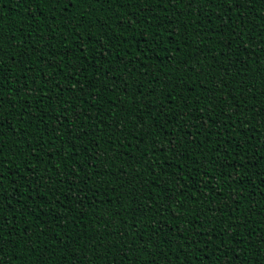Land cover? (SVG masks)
Returning a JSON list of instances; mask_svg holds the SVG:
<instances>
[{
  "label": "trees",
  "instance_id": "16d2710c",
  "mask_svg": "<svg viewBox=\"0 0 264 264\" xmlns=\"http://www.w3.org/2000/svg\"><path fill=\"white\" fill-rule=\"evenodd\" d=\"M95 8L96 10L93 11L86 3H79L75 6H70L67 13V15L72 16V24H76L78 18L81 19L82 23V27L78 26L75 29L77 33L75 36L68 29H64V34L68 35V40L63 43L71 46V53L67 59L72 60L76 65V68L72 69L76 73V79H64V72H60L58 69L53 73L62 89H78L81 85L88 87L91 84L88 97L85 98V101L81 102L74 95L68 96L63 105L57 107L56 104L58 102H54L50 107H47L46 112L43 111L47 104L45 101L40 105L42 111L33 115L30 121H25L19 117L18 110L23 111L21 103L16 104V109H11L7 103L5 104L6 124L3 131L4 143L8 145L5 148V165L8 168L5 177V188L8 192H12L13 185L11 184V180L24 175L26 168L32 169V172L28 175L35 180L38 186L47 185L48 181L40 179V176L45 174L49 164L53 165L51 169L53 173L57 169H64L65 164H67L75 172H80L81 174L83 172H90L92 174L91 191L87 193V199L83 205L74 201L73 197L78 196V189L84 187V185L81 184L73 187L70 182L59 185L60 192H63V195L59 192H51L46 186L40 188V192L46 195L39 197L36 196L35 192H32L33 199L27 201V203H34L36 200H40L44 204L45 212L49 208H60L59 204L53 205L51 203L56 199H59L63 205L68 206V219L72 220L74 218V222L68 230L69 235H74L78 232L92 233V243L95 244L97 243L95 240L97 232L114 234L106 235L105 237V244L111 242L114 245L111 251L105 247H100L99 250L92 249L91 244L86 248H81L80 246L88 239L87 236H82L77 241V244L73 246V252L70 253L74 261L77 259L83 260L84 264H103V261H99L98 257L104 256L110 264L112 259H119L120 255L126 257V253L129 259L135 261L136 264H140L141 261L149 258L158 261V264H166L168 259L175 261L177 254L182 255V253L177 252L179 244H172L171 250L168 245L171 244L172 240L179 239L181 243H184L185 249L188 248L187 238H191L195 231L199 229V223L193 220V213L199 212L204 230H209V235L200 240L201 244L207 242L210 245L205 248V252L208 253L209 258L204 260L203 264H224L225 255H211L217 246L218 240H213L210 228L215 227L217 232L231 228L232 224L229 223V219L235 220L236 216H239V212L230 213L227 211L226 205L229 201L226 197L229 196L233 186L224 183L225 177L221 175V172L226 174L228 181H231L237 175L244 178L243 185L237 184L234 186L236 192L244 193V196L239 198L240 202L236 207L246 212V209L251 205L253 211L252 213L246 212V216L250 217L249 223L256 228L257 239H259V236L264 234V229L260 227L264 216L259 214L260 212H264V194H262V190H264V182H262L264 180V159L260 158L261 155H264V147L253 151L251 144H249L246 148L247 155L244 153L237 155L231 150L226 154L223 149L219 153L212 151L217 144L215 137H209L208 140H205V135L207 134L201 135L197 131V128L191 127L193 121H196L198 124H202L203 121H197L196 114L192 116L179 115L181 108H184L185 112H188L189 109L185 107L182 97L178 93L182 92L183 95H186L188 97V104L191 105L195 97L204 95L209 85L214 87L219 82V77L223 75L224 79L229 82L228 88H225V93L230 90L237 99L248 101L250 106L264 102V96L259 95V85L264 84V73L261 71L264 69V52L261 51L259 43L262 38L259 29L261 26H264V20L260 19L264 15V4L257 3L255 8L252 9L250 23L244 28L245 33H248L250 29L255 30V39L248 35H242L233 44L232 59L234 63L230 67H227V73H225L227 61L224 57L219 56L218 51L223 47L222 44L218 43V41L225 39L223 32L213 31V38L208 41L207 47H204L200 43L204 38L202 30L205 25H209V21L206 19L209 14L205 12L203 15H199V7L192 10L182 7L178 11L169 5L171 15L164 12L162 7L156 9V14L159 15L160 21L166 23L170 20L171 24H168V28L170 30L175 29L172 38L169 40L165 39L168 35L167 32L161 30L163 23L161 24V28H156L154 24L150 23L154 19L153 16L144 19L140 12H136L135 8L119 7L116 4L104 5L103 10L97 4ZM50 10L51 5H45L44 3L37 5L31 2V0H26V2H22V0H3V2H0V14L3 15L5 33H12L17 37V40L21 37L27 40L29 34H31L34 40L39 41L40 37L35 35L37 29L40 30L41 36L48 32H54L56 34V40L53 41L54 47L60 55H64L66 49L60 47L62 42L60 32L64 27L62 21L65 20V15L61 14L62 9L57 5L55 9L56 19L54 21L45 19V17L51 14ZM225 10L230 11L228 6H225ZM41 11L43 12L42 16L40 15ZM109 11L115 15L102 29L100 25L104 23V17ZM130 11L136 12L133 19L137 21V33L135 38H133L131 28L124 31L123 34L127 38L126 44L128 45L126 47L125 44L111 39L105 33L111 32L113 28L122 31L116 20L125 16ZM81 13L83 17H81ZM220 14L221 12H217L212 15L211 24L209 25L211 29H215L216 25L221 23L220 20L216 19V16ZM224 14L226 15V12ZM33 17L35 18L33 19ZM138 17L139 19H137ZM181 22L188 25V41L193 45L192 55L196 59H200L201 52L198 49H203V56L207 58L204 68L208 76H200L198 78L195 73L184 70L186 66L181 61L184 58L183 54L189 52V47L188 44L184 43L183 39L177 38V33L182 31L180 27ZM109 25L112 27H109ZM17 29H22V31L18 32ZM237 31H239V28H237ZM89 33L93 35L89 37ZM228 35L231 36V29L228 30ZM100 40L104 41V51L102 54L100 51ZM143 40H147L151 45L150 52L141 50ZM153 41L155 42L153 43ZM181 43H184V47L180 49V54H177L175 52V45ZM81 45L83 46L82 54L80 52ZM244 49H248V51L245 52ZM15 51H19V49ZM42 51L44 50L42 49ZM137 52L140 53L141 59L147 60L149 65L148 71L150 73H156L161 80L171 79V83L168 85L169 89H172L177 82L183 84L185 78L190 77L187 79V87L185 89L177 88L171 92V104L160 93L158 85L155 83L150 84L152 80L151 76L141 75L142 70L140 68H137L134 73L129 71L131 66L136 63L131 60V57L135 56ZM237 52L240 53L238 57L236 55ZM82 56L87 58H81ZM172 56H175L176 60L170 64L169 57ZM213 56H216L217 60H212ZM149 57L151 59H148ZM97 60L100 61L99 65H96ZM209 60H211L214 67H208L207 61ZM124 61H128V65L120 71V66ZM193 63L195 61L190 58L189 64ZM7 66L8 64L6 63L5 67ZM82 66L86 71L81 70ZM169 68L172 69L170 77L166 76ZM34 70L40 76V79L37 81V84L40 85L45 83V74L52 71L47 67L46 60L36 61ZM65 71H68V69H65ZM19 73L20 69L17 68V74L19 75ZM101 73H104V75H101ZM213 74H215L217 79L210 81L209 77ZM28 75L31 77L32 73ZM110 76H115L120 81V84L115 83L113 80L115 78L110 79ZM201 80L204 82V87L203 85L202 87L197 86ZM241 80H244L247 85L255 83L257 84V88L246 87L244 94L240 95L241 89L238 85ZM141 82L145 85L146 89L149 87L157 89L154 95L149 96L150 101H155V106L152 107L151 113L156 114L157 120H161V114L158 111L161 103L164 104L165 110L169 112V115L163 116L161 120V122L170 121L164 123L163 129L152 119L147 108H141L136 103L137 100L141 99L136 91V84ZM12 83H15V79H13ZM124 84L131 85L128 94H125L121 90V86ZM11 87L12 85L6 86V88ZM49 88H51V84H48L44 88V91H48ZM252 92H256L257 96H251ZM97 94H99V98H97L96 107L93 108L91 107L89 98ZM34 95L36 94L34 93ZM217 95H221V93L218 92ZM130 98L133 101L131 104L129 103ZM73 101H76L75 106L80 110H85V102L89 103L86 111L89 112L92 118L73 122V126L85 128L88 136L83 138L77 146L76 151H78L79 155H74L69 159L66 148L71 146V141L65 135L69 127L68 120L60 123L55 121L53 117L56 112H60L62 108L66 107L69 110V119H71L73 109L69 105ZM31 103L35 104V101H31ZM204 103V101H201V111H205L203 107ZM228 103H232L230 97ZM221 107H223V104L217 100L215 104L216 112H219ZM53 108L56 109V112H53ZM141 116H144L142 124L140 123ZM57 119L59 120V117ZM125 119L130 120L132 123L128 125L127 129L116 132V125ZM101 120L103 121L102 124ZM233 120H235V117H233ZM228 123L231 125L232 121H228ZM109 125H112V127H109ZM97 127L101 131H96ZM243 127L250 128L251 125L245 123ZM21 128L23 129L22 131H13V129ZM128 130L133 131V133L138 132L141 139L139 141L135 140L131 135L127 139H122ZM33 132H35V136L32 135ZM102 135L103 139H100ZM225 135L228 134L226 133ZM256 135L258 138L264 136V129L258 130ZM25 136L27 139H24ZM39 136H43L45 140L49 137L52 138L48 147L44 148V152H49L51 149L50 154L47 156H44L43 153L40 156H32L30 155V150L25 146L31 143L39 151L40 147L43 146L37 140ZM93 136L99 140V152L94 144L89 143ZM109 136L112 137L115 148L112 143L108 142ZM231 136L236 138L232 140V144H235L237 141L243 143V132L240 131L239 122L236 123V126L232 127ZM17 137H21L18 148L13 143L17 140ZM173 137L176 139L174 140ZM182 137L184 139H180ZM61 139L69 140V144L62 147L60 144ZM191 140H195L196 143H189ZM173 143L176 144V153H173L171 150L167 152L154 151L159 147H169ZM129 144H132L131 148L127 147ZM9 148L16 152L15 156L11 155ZM57 149L60 152H57ZM105 151L108 153L107 159L101 155ZM180 152H183V156L178 155ZM94 154L100 157L95 161L99 166L98 171L100 174H96L92 170L90 157ZM225 155H227L225 167L221 172H217L216 167ZM233 156L236 158L233 159ZM150 161L151 164L149 165ZM197 161H199V165H197ZM241 163L244 164L243 168L239 167ZM257 163L258 167L256 166ZM198 166L201 170L199 174L196 171ZM233 167L238 169V173L233 172ZM163 169H167L170 175H164ZM204 171H207V176L203 175ZM189 172H191V175L188 179L182 181L186 185V188L182 189L185 195L181 196L180 192L177 191L178 177H183ZM125 173H127V176ZM257 173H260V175ZM154 174L159 175V183L163 186L157 187ZM213 176H215L214 180L211 179ZM64 179L67 180V177ZM205 180H208L210 184L207 196L200 191ZM122 181L125 187H120ZM141 181L144 184L143 188H141ZM25 183L26 181L20 179L16 185L20 191L15 196L20 200L26 199V195L20 194L26 191L24 188ZM213 187L222 189L224 195L218 196L214 205H209V201L214 194L211 191ZM66 189L67 191H65ZM129 189L135 195H130ZM93 192H96V194L93 195ZM141 192L143 193L142 195L140 194ZM192 193H196L195 201L191 199ZM117 195L120 197L119 202L115 199ZM168 197L172 198V203H178L179 200H182L184 202V211H180L178 207L164 211L169 203ZM99 201H104V203H99ZM13 203H15V199ZM121 204L123 205L122 207L120 206ZM210 206L221 210L208 212L207 209ZM108 209H111V211H108ZM81 212L83 215H81ZM117 212H123V216L116 215ZM60 215L63 217L64 213L61 212ZM177 216L180 217L179 221L175 218ZM54 217L55 212L49 213V215H43L42 213L39 219L28 215L26 219L21 218L18 220L17 224L19 227L26 228V231L32 232L33 229L39 230L41 223H43L44 227L48 229V233L47 236L41 235L40 238L43 243L51 245L53 241L59 243L61 237L64 235L63 229L58 227V224L63 222V220L56 221ZM97 217H101L104 222L101 223L97 220ZM15 219L13 217V220ZM209 219L212 221L211 225L208 223ZM123 220H126L127 223L122 224ZM189 221H192V223H189ZM149 222H151V225L162 229L160 235L163 237V240L159 244H156L157 237L152 227L149 226L148 230L143 233L144 237H140L141 241L136 243L141 233V226L148 225ZM57 233H60V235H57ZM125 234L127 235V246L124 248V252L121 253L118 237ZM18 239L19 235H17ZM141 244L150 245L155 255L152 256L150 249L146 246H144V250H140ZM129 249H132V251H129ZM7 251L9 250L6 249L4 258L10 259ZM16 251L20 250L16 249ZM246 251L247 248L244 245L236 249V253L242 261H245V264H247L249 259L253 258L251 253L245 256ZM166 253L167 255H165ZM62 255L63 252L59 248L56 249V255L52 264H55L56 260L60 259ZM190 255L195 257V264H201L203 254L201 257H197L196 250H193ZM228 259H232V256L229 255ZM261 264H264V261H261Z\"/></svg>",
  "mask_w": 264,
  "mask_h": 264
},
{
  "label": "snow or ice",
  "instance_id": "6c2138e0",
  "mask_svg": "<svg viewBox=\"0 0 264 264\" xmlns=\"http://www.w3.org/2000/svg\"><path fill=\"white\" fill-rule=\"evenodd\" d=\"M3 2V0H0ZM22 2H26V0H22ZM31 2L36 3L39 5L40 3H44L45 5H51V14L45 19L54 21L56 19V6L59 5L62 9L61 14L65 15V20L62 21L63 28L60 32V39L61 44L60 47L62 49H66L64 55H60L58 50L54 47L53 41L56 40V34L54 32H48L41 36V32L39 29L36 30L35 35L40 37L39 41L34 40L32 35L29 34L28 39L24 40L21 37L17 40V37L12 33H5L4 26H3V15L0 14V264H52L53 259L56 255V249H60L63 252V255L60 259L56 260L55 264H84L83 260H75L73 256L70 254L73 252V246L77 244V241L81 239L82 236H87L88 239L80 246L81 248H86L90 244L92 249L99 250L100 247H105L107 250L111 251L114 245L111 242L105 244V237L106 235H114L113 233H100L97 232L95 234V240L97 243H92V233H85V232H78L74 235H69L68 230L71 224L74 222V218L72 220L68 219V212L67 207L62 204L59 199L52 201L53 205H60L59 209L56 208H49L47 212L44 211V204L40 202V200H36L34 203H27V201L32 200V192L36 193V196L43 197L46 195L45 193L40 192L41 187H48L51 192H59L63 195V192H60L59 185L63 183H71L73 187L77 185L83 184L84 187L78 189V196H74L73 200L77 201L81 205L86 202L87 193L91 191V180L92 174L90 172H75L71 168L65 164L64 169H57L55 173L51 171L53 165L49 164L48 168L45 171V174L40 176V179H46L48 181L47 185H37L35 180H33L29 173L32 172L31 168L25 169V174L22 176H18L15 179L11 180V184L13 185L12 192H8L5 188V177L8 171V168L5 165V148L8 145L4 143V126L6 124V112H5V104L7 103L11 109H16V104L21 103L23 111L18 110L19 117L25 121H30L31 117L35 115L37 112L42 111L40 105L43 104L45 101L47 102L46 107L43 111H47V107H50L54 102H58L56 104L57 107L63 105L68 96H77L81 102L85 101V98L88 97L89 88H91V84L88 87H84L81 85L78 89H66L61 88L58 81H56V77L53 73L58 69L60 72H64V79L68 80H75L76 73L72 71V69L76 68L74 62L70 59H67L68 55L71 53V46L67 45L63 42L68 40V35L64 34V29H68L73 36L77 35L75 29L79 26L82 27L81 19L78 18L76 24H72V16L67 15L70 6H75L79 3H86L93 11L96 10L95 5H100L101 10H103L104 5H113L116 4L119 7H127L129 9L135 8L136 12H140L144 19H148L149 16H153L154 19L150 21V23L154 24L156 28H161V24L163 23V27L161 28L162 31L167 32V36L165 37L166 40L172 38L173 32L175 29H169L168 24H171V21H167L166 23L160 21V17L156 14V9L162 7L163 11L171 15L169 5L175 8L176 10H180L182 7H186L189 10L197 9L199 7V15H203L207 12L209 15L206 17L209 21V25L211 24L212 15L217 12H221L219 16H216L217 20H220L221 23L216 25L215 29H211L209 25H205L204 29L202 30L204 33V38L200 41L204 47L208 46V41H210L212 37V32H223L225 39L218 41V43L222 44L223 47L220 48L219 56H222L227 61V65L225 66V73H227V67H230L234 60L233 57V44L236 43L242 35L251 36L255 39V30L250 29L248 33L244 32V28L250 23L252 18L251 12L252 9L255 8L257 3L264 4V0H31ZM225 6H228L230 11L225 10ZM224 10V11H221ZM136 12H127L125 16L120 17L116 20V23L119 25V28L122 31H118L117 29L113 28L111 32H106L105 35L109 36L113 40L120 41L121 44H126L127 38L124 36V31H127L129 28L132 29V36L135 38L137 33L136 24L137 21L133 19L136 15ZM226 12V15L224 14ZM182 14V13H181ZM40 15H43L41 11ZM115 14L111 11L104 17V23L100 25L103 29L108 21L113 19ZM81 17L83 14L81 13ZM35 17H33L34 19ZM99 19V18H97ZM139 19V17L137 18ZM261 20H264V15L260 17ZM40 23V21H38ZM51 27V25H49ZM109 27H112L109 25ZM182 31L177 33L178 39H183L184 43L188 44L189 52L183 54V59L181 63H183L186 72L195 73V75L199 78L200 76H208L207 71L204 68L206 57L203 56V49H198L201 52V58L196 59L192 55L193 45L188 41V25L181 22L180 25ZM239 28V31H237ZM231 29V36L228 35V30ZM18 32L22 31V29H17ZM147 31V29H145ZM261 40L259 41L261 45V51L264 52V26H261L260 29ZM155 34V33H154ZM93 35L89 33V37ZM83 39V37H81ZM155 41H153L154 43ZM101 45V54L104 51V41H99ZM175 43V41H173ZM184 43L176 44L175 45V52L180 54V49L184 47ZM119 47V45H117ZM19 49V51H15ZM42 49L44 51H42ZM141 50L151 51V45L147 40H143L141 43ZM245 52L248 49H244ZM81 54L83 53V46L81 45L80 48ZM166 54V53H165ZM110 55V53H109ZM237 57L240 55L239 52L236 53ZM86 59L87 57H81ZM193 59L195 63L189 64V59ZM148 59H151L149 57ZM47 61V67H49L52 71L46 73V80L43 85L37 84V81L40 79V76L34 70V64L36 61ZM131 60L136 62L134 63L131 68L129 69L130 72H135L137 68H140L141 75L144 76H151L152 80L150 84L155 83L159 87L160 93L164 96V98L168 101L169 104L172 103L171 100V92L175 91L177 88L185 89L187 87V79L190 77H186L184 83L177 82L172 89L168 88V85L171 83V79H163L161 80L156 73H150L148 71L149 65L146 59H141L140 53L137 52L135 56L131 57ZM176 60L175 56L169 57V63L171 64L173 61ZM212 60H217L216 56L212 57ZM59 61V63H57ZM242 62V61H241ZM8 64L5 67V64ZM208 67H214L211 60L207 61ZM100 61H96V65H99ZM128 65V61H124L120 66V71L123 70V67ZM199 65V67H197ZM17 68L20 69L19 75L17 74ZM68 69V71H65ZM81 70L86 71V69L81 67ZM99 70V69H97ZM179 70V69H177ZM111 71V70H110ZM172 69L169 68L168 73L166 76H171ZM264 73V69L261 70ZM29 73H32L31 77H29ZM104 75V73H101ZM110 79L115 78V76H110ZM15 79V83L13 84L12 81ZM217 77L215 74L209 77V80H216ZM115 83L120 84V81L116 78L113 79ZM55 81V82H54ZM106 82V81H105ZM51 84V88L48 91H44V88ZM7 85H12L11 88H6ZM204 87V82L201 80L198 87ZM229 82L224 79V76L221 75L219 77V82L215 84L214 87L209 85L206 89L205 94L195 97L193 103L191 105L188 104V97L183 95L182 92L178 93L182 97L183 103L185 107L189 110L188 112L184 111V108L180 109L179 115L181 116H192L196 114L197 121L202 120V124H198L196 121H193L191 127L197 128V131L201 135H205V140H208L209 137H215L217 140V144L214 146L212 151L219 153L221 149L227 154L229 150L239 155L240 153H244L247 155L246 148L251 144L253 151L260 147H264V136L257 137L256 133L260 129H264V102H260L256 105H249L248 101L237 99L235 95L229 90L225 93V88H228ZM131 85L124 84L121 86V90L128 94L129 88ZM238 87L241 89L240 95L244 94V89L246 87L257 88V84L253 83L251 85H247L244 80H241ZM260 92L259 95L264 96V84L259 85ZM155 87H149L148 89L145 88V85L141 83L136 84V91L141 97L140 100H137L136 103L141 106V108H147L149 113L152 116V119L159 124L160 128L163 129L164 123H168L170 121L161 122L163 116L169 115V112L165 110V106L163 103L159 105L158 111L161 114V120H157L156 114L151 113V109L155 106V101H150L149 96L154 95L156 92ZM221 93V95H217V93ZM34 93L36 95H34ZM51 93V94H50ZM11 94V95H10ZM251 96H257L256 92H252ZM229 97L232 100V103H228ZM97 98H99V94L96 96L90 97V104L91 107H96ZM215 98V99H213ZM35 101V104L31 103V101ZM219 101L223 104V107L220 108L219 112H216L215 104L216 101ZM201 101H204L203 107L205 111H201ZM133 101L130 98L129 103L131 104ZM76 101H73L69 107H72V114L71 119H69V110L68 108H62L60 112H56V109L53 108V112H56L53 119L57 122L62 123L64 120H68L69 127L65 135L69 137L71 141V146L67 147L66 150L68 152V158L71 159L74 155H79L78 151H76L78 144L83 138L88 136V132L85 128L81 126H73L74 121H79L81 119H90L92 118L87 112V108L89 107V103H84V109L80 110L76 106ZM31 109V111H29ZM99 111V109H97ZM91 114V113H90ZM59 117V120L57 119ZM235 117V120H233ZM250 117V118H249ZM144 120V116L140 117V123L142 124ZM228 121H232L230 125ZM239 122L240 131L243 132V143L237 141L235 144H232V140L236 139L234 136H231V129L232 127L236 126V123ZM103 121L101 120V124ZM132 122L130 120H123L120 124L116 125L115 130L116 132H121L128 128V125ZM247 123L250 124V128H244L243 125ZM91 127V125H89ZM112 127V125H109ZM23 129H13V131L19 132ZM96 131H101L99 127L95 129ZM79 133V135H77ZM228 135H225V134ZM35 136V132L32 133ZM131 135L133 139L140 140V134L133 133V131L128 130L122 139H127V137ZM21 137H17V140L14 141L15 147H19V140ZM24 139H27L25 136ZM103 139V135L100 137ZM175 140L176 138L173 137ZM180 139H184L183 137ZM38 142L42 143V147H40L39 151H37L31 143L26 144L25 146L30 150V155L32 156H40L41 153L44 156L50 154L51 149L49 152H44V148H47L48 145L51 143L52 138L49 137L47 140L44 139L43 136L37 137ZM69 140H60V144L62 147L67 146L69 144ZM109 143L113 144L115 148V143L112 140V137L109 136ZM89 143L94 144L97 151L99 152L100 143L99 140L93 136ZM189 143H196L195 140L189 141ZM227 145V146H225ZM138 146V145H137ZM128 148L132 147V144L127 145ZM171 150L173 153L177 152L176 144L173 143L169 147H159L156 148L154 151L160 152H167ZM9 152L12 156L16 155V152L9 148ZM57 152H60L57 149ZM62 155V154H61ZM103 158H108V153L105 151L101 154ZM179 156H183V152L178 153ZM100 157L97 155H93L90 157V162H92V170L96 172V174H100L98 169L99 166L95 163L97 159ZM118 158V154H117ZM236 157L233 156V159ZM261 159H264V155H261ZM63 159V156H62ZM142 159V156H141ZM225 161H227V155L223 158V160L218 164L216 167L217 172H221V170L225 167ZM139 162V161H137ZM199 165V161L196 162ZM151 161L149 162V165ZM171 166V165H170ZM211 166V165H209ZM259 166L258 163L256 165ZM22 167V166H18ZM240 168L244 167V164L241 163L239 166ZM233 172L238 173V169L233 167ZM197 173H200L199 166L196 168ZM71 173V174H70ZM164 175H170L167 169H163ZM260 175V173H257ZM127 176V173H125ZM191 175V172L187 173L183 177H178V187L177 191L180 192V195H185L182 189L186 188V185L182 183L183 180L188 179ZM204 176H207V171H204ZM221 175L225 177L224 183L231 184L233 187L229 193V196L226 197L229 203L226 205L227 211L230 213H237L239 212V216H236L235 220L229 219V223L232 224L231 228H227L226 230H221L217 232L215 227L210 228V232L213 236V240L217 241L216 248L212 251V256H219L225 255V262L224 264H245V261H242L239 255L236 253V249L239 248L241 245H244L247 248L245 252V256H248L249 253L252 255V259L247 261V264H261V261H264V234L259 236L257 239V230L251 223H249L250 217L246 216L247 213H252L253 209L251 205L245 211H241L236 205L240 202L239 198L244 196L243 192H236L235 185H243L244 178L242 176H234L231 181H228L226 178V174L221 172ZM67 177V180L64 178ZM23 179L26 181L24 184L25 193H20L21 195H26L25 200L18 199L15 194L19 193V187H16L18 181ZM154 179L157 181V187L163 186L159 183V175L154 174ZM212 180L215 179V176L211 177ZM14 181V182H13ZM55 181V183H53ZM264 182V180H262ZM120 187H125L123 181L120 184ZM144 187L143 182L141 181V188ZM210 189V184L208 180H205L203 185L200 188V191L207 196L208 191ZM67 191V189L65 190ZM211 191L214 193L212 195L211 200L209 201V205H214L216 198L218 196L224 195L222 189L219 188H211ZM98 192V189H97ZM96 192H93L95 195ZM130 195H135L134 192L129 189ZM143 194L142 192L140 193ZM262 194H264V190H262ZM15 199V203L13 200ZM115 199L119 202L120 197L117 195ZM191 199L193 201L196 200V193H192ZM169 203L165 207L164 211H168L170 208L175 209L179 208L180 211H184V202L179 200L178 203H172L171 197H168ZM99 203H104V201H99ZM11 205V207H9ZM123 206L122 204L120 205ZM151 207V205H150ZM217 210H221L218 208L208 207V212H215ZM111 211V209H108ZM55 212L54 219L56 221L63 220V222L58 224V227L63 229L64 235L61 237L60 242L56 243L53 241L51 245L43 243L41 240V235L47 236L48 229L44 227L43 223H41L39 230L33 229L32 232L26 231V228L19 227L17 221L21 218H27L28 215H32L33 217L39 219L41 214L49 215V213ZM63 212L64 215L61 217L60 213ZM260 215L264 216V212H260ZM81 215L83 213L81 212ZM116 215L123 216V212H117ZM163 215V213H161ZM13 217L16 219L13 220ZM178 221L180 217H175ZM101 223H103V219L101 217H97ZM193 220L199 223V229L195 231L194 235L191 238H187L188 248L185 249L184 243H181L179 239H174L171 241V244L168 245L169 249L171 250L172 244H179V248L177 250L178 253L175 256V261L168 259L166 264H195V257H192L190 253L193 250H196V256L201 257V264L203 261L208 259V253L205 252V248L210 246L207 242L201 244L200 240L204 237L209 235V230H204L203 223H201V214L199 212L193 213ZM123 223H127L126 220L122 221ZM192 223V221H189ZM208 223L211 225L212 221L209 219ZM151 226L155 236L157 237L155 243L159 244L163 237L160 235L162 229L157 228L154 225H151L149 222L148 225L141 226V233L140 236L137 238L136 243L141 241L140 237L143 236V233L148 230V227ZM260 227L264 229V220L261 221ZM17 235H19V239L17 240ZM60 235V233H57ZM120 240L119 247L121 249V253L124 252V248L127 246V235H122L118 237ZM144 246L150 249L152 256L155 255L152 247L148 244H141L140 250H144ZM10 257V259H5V254ZM19 249L20 251H16ZM132 251V249H129ZM147 254H149L147 252ZM167 255V253L165 254ZM232 256V259H228V256ZM150 256V255H149ZM99 261H103V264H109V261L104 257H98ZM110 264H136L135 261L130 260L128 254L126 253V257L120 255L119 259H112ZM140 264H158V261L153 260L151 258L141 261Z\"/></svg>",
  "mask_w": 264,
  "mask_h": 264
}]
</instances>
